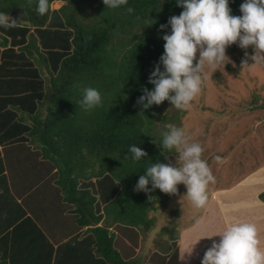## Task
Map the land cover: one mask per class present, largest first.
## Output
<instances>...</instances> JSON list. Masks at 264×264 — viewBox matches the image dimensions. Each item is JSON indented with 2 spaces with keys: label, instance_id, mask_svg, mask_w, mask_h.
Listing matches in <instances>:
<instances>
[{
  "label": "trees",
  "instance_id": "obj_1",
  "mask_svg": "<svg viewBox=\"0 0 264 264\" xmlns=\"http://www.w3.org/2000/svg\"><path fill=\"white\" fill-rule=\"evenodd\" d=\"M54 2L64 5L51 10ZM242 2L229 0L233 15H241ZM49 3L41 16L34 0H0V11L18 23L0 28V145L31 142L51 157L63 202L87 230L66 244L76 246L62 259L63 251L25 217L0 241V264H16L20 253L8 252L6 242L24 228L35 230L27 235L32 244L48 249L40 258L46 264H178L176 243L174 251L153 252L146 263L124 259L113 228L143 238L154 223L149 214L171 195L151 184L150 191H137L136 185L151 163H170L175 153L157 143L170 122L182 125L185 109L169 101L143 109L137 101L143 88H153L149 75L164 53L160 26L183 9L175 0H128L119 9H108L103 0ZM128 7L135 11L129 14ZM89 86L101 92L103 105L85 111L79 101ZM133 144L148 154L140 162L129 152ZM258 199L264 203V192Z\"/></svg>",
  "mask_w": 264,
  "mask_h": 264
},
{
  "label": "clouds",
  "instance_id": "obj_2",
  "mask_svg": "<svg viewBox=\"0 0 264 264\" xmlns=\"http://www.w3.org/2000/svg\"><path fill=\"white\" fill-rule=\"evenodd\" d=\"M34 2L39 15L49 12V0ZM175 2L183 10L160 26V30L165 32L162 36L165 41L164 53L149 75L148 83L153 88H143L144 94L137 101L143 109L160 105L164 101H169L180 110L191 107V102L202 90L205 66L216 70L224 68L230 62L226 54L230 45L238 44L241 49L251 47L255 53L251 57L253 64L264 65V0H243L239 16L233 15L229 0ZM103 3L108 9H119L127 5L128 0H103ZM134 11L131 7L127 8L129 14ZM17 25L9 15L0 11V28ZM169 27L170 33L166 31ZM242 65L249 64L245 60ZM81 92L82 99L79 103L83 110L88 111L103 105L102 94L97 88L83 87ZM166 128L167 131L162 133V140L155 142L164 153L178 154V163L176 166L171 163H151L145 169V174L140 175L136 190L148 192L151 184V190L159 189L166 194H176L177 186L183 184L186 187L184 196L196 208H203L209 199L208 186L215 182L208 162L203 159L204 148L182 127L168 124ZM129 152L136 162L142 161L148 155L136 144L130 146ZM216 159L219 161L221 158ZM218 235L221 239L219 242L213 241L204 253L201 264H264V248L261 247L259 230L255 223L231 221ZM192 251L193 247L186 253L190 255Z\"/></svg>",
  "mask_w": 264,
  "mask_h": 264
},
{
  "label": "rangeland",
  "instance_id": "obj_3",
  "mask_svg": "<svg viewBox=\"0 0 264 264\" xmlns=\"http://www.w3.org/2000/svg\"><path fill=\"white\" fill-rule=\"evenodd\" d=\"M63 5V2H54L51 10H58ZM226 54L230 62L224 68L216 70L205 66L202 90L191 102V107L185 109L182 125L170 122L182 127L204 148L203 159L208 162L215 177V182L210 183L207 189L208 202L214 201L213 210L219 205L218 195H222V200L231 202L252 200L253 191L246 185L243 188L240 183L254 172H264V108L261 109L260 105L264 103V65L253 64L251 57L255 53L251 47L241 49L238 44H233L228 46ZM245 60L253 65L243 66ZM216 157L221 159L218 161ZM170 163L176 166L178 154L172 157ZM36 175L41 177L39 172ZM177 188L176 194L165 199L164 206L158 205L157 212L149 214L154 223L142 239L137 237L132 241L121 228L116 229L115 246L124 259L139 257V263H146L153 252H171L182 230L202 222L200 218L205 217L206 210L210 211L207 204L196 208L184 196L186 187L181 184ZM46 204L43 201L44 208ZM240 213L242 211L233 214ZM42 216L46 223L59 217L56 212L46 211V208ZM212 238H208V242ZM125 240L132 245L127 246ZM202 252L193 264L201 259Z\"/></svg>",
  "mask_w": 264,
  "mask_h": 264
},
{
  "label": "crops",
  "instance_id": "obj_4",
  "mask_svg": "<svg viewBox=\"0 0 264 264\" xmlns=\"http://www.w3.org/2000/svg\"><path fill=\"white\" fill-rule=\"evenodd\" d=\"M45 114L46 112H43V115ZM26 124L31 125L30 120L27 119ZM51 160V157L43 155L37 144H31V142L0 145V241L23 218L29 217L40 228L53 249L63 251L62 259H65L70 252V246H76L74 244L67 246L66 244L73 243L74 237L83 235L87 228L77 226L71 206L63 202L64 194L56 183L58 180L57 168ZM36 172H39L41 177H37ZM240 185L243 188L246 185L253 191L252 200L231 202L222 200V195H218L217 203L219 205L216 210H213L212 207L214 201L208 202L207 207L210 211L206 210L205 217L200 218L199 221L202 222L194 223L180 233L176 242L179 254L178 264H193L207 246L212 245L213 241L219 242L221 237L218 234L224 231L227 224L236 220L255 223L259 230L261 247L264 248V203L258 199V195L264 192V172L252 173L247 179H243ZM224 192L222 194H225ZM43 201L47 203L46 211L56 212L59 217L46 223L42 216V212L45 211L44 205H42ZM241 211L240 215L233 214ZM101 224L102 222L99 226ZM199 227L201 228L199 229ZM121 230L125 233L124 235L130 237L129 239L136 240L129 229ZM23 232H27V234ZM113 232L117 235L116 228H113ZM33 234H36L33 228H24L23 231L15 233L14 240L8 239L6 242L8 252L11 249L12 251L18 250L20 253L16 264H46L40 258L44 250L47 253L48 249L39 250L35 244H32L28 236ZM212 236L213 238L208 242L207 237ZM125 242L127 246L132 245V242L129 243L128 240ZM192 247L193 251L189 255L186 252H190ZM3 251L4 246H0V257H2ZM55 264L63 263L56 261Z\"/></svg>",
  "mask_w": 264,
  "mask_h": 264
},
{
  "label": "water",
  "instance_id": "obj_5",
  "mask_svg": "<svg viewBox=\"0 0 264 264\" xmlns=\"http://www.w3.org/2000/svg\"><path fill=\"white\" fill-rule=\"evenodd\" d=\"M260 105H261V107H263V108H264V103H261Z\"/></svg>",
  "mask_w": 264,
  "mask_h": 264
}]
</instances>
